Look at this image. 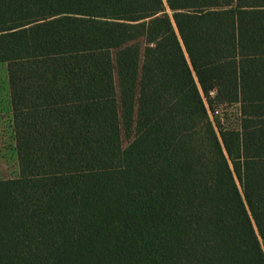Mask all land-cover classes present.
<instances>
[{"label":"trees","instance_id":"16d2710c","mask_svg":"<svg viewBox=\"0 0 264 264\" xmlns=\"http://www.w3.org/2000/svg\"><path fill=\"white\" fill-rule=\"evenodd\" d=\"M0 63V264H264V0H0Z\"/></svg>","mask_w":264,"mask_h":264},{"label":"rangeland","instance_id":"374dc122","mask_svg":"<svg viewBox=\"0 0 264 264\" xmlns=\"http://www.w3.org/2000/svg\"><path fill=\"white\" fill-rule=\"evenodd\" d=\"M225 127H236L239 122V106H224ZM19 176L16 141L11 107L10 86L7 65L0 63V179H12Z\"/></svg>","mask_w":264,"mask_h":264},{"label":"built area","instance_id":"2783aa9c","mask_svg":"<svg viewBox=\"0 0 264 264\" xmlns=\"http://www.w3.org/2000/svg\"><path fill=\"white\" fill-rule=\"evenodd\" d=\"M219 113H220L219 111H216V112L213 114V116H214V115L217 116V115H219Z\"/></svg>","mask_w":264,"mask_h":264},{"label":"crops","instance_id":"0c3cea01","mask_svg":"<svg viewBox=\"0 0 264 264\" xmlns=\"http://www.w3.org/2000/svg\"><path fill=\"white\" fill-rule=\"evenodd\" d=\"M10 97H11V94H10ZM11 107H12V104H11ZM12 111H13V109H12ZM13 125H14V122H13Z\"/></svg>","mask_w":264,"mask_h":264}]
</instances>
